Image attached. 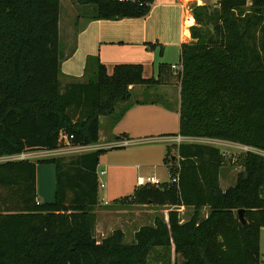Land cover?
<instances>
[{"label":"trees","instance_id":"obj_1","mask_svg":"<svg viewBox=\"0 0 264 264\" xmlns=\"http://www.w3.org/2000/svg\"><path fill=\"white\" fill-rule=\"evenodd\" d=\"M74 1L92 5L89 19L143 17L153 2ZM247 2L193 5L191 40L180 46L182 70L175 74L180 91L178 131L172 135L253 149L233 161L241 167L234 182L220 186L226 157L218 147L167 144L163 163L176 182L136 186L120 201L175 208L166 219L157 215L153 224L140 226L131 242L119 228L97 240V166L104 148L42 159L55 165L52 202L37 198L33 160L1 161L0 264H147L155 250L168 264L172 254L174 264H264V0ZM59 4L0 0V157L58 149L64 145L60 131L73 135L70 145L96 144L99 117L129 101L130 86L149 88L172 76L164 63L155 79L143 77L139 63H119L108 73L96 59L93 77L62 84ZM180 206L192 208L183 221Z\"/></svg>","mask_w":264,"mask_h":264},{"label":"crops","instance_id":"obj_2","mask_svg":"<svg viewBox=\"0 0 264 264\" xmlns=\"http://www.w3.org/2000/svg\"><path fill=\"white\" fill-rule=\"evenodd\" d=\"M194 2V0H153L148 14L143 17L89 19L90 12L82 11L81 4L74 0L65 3L60 0L58 39L60 41L61 83L93 77L96 70V59L105 66L108 73H111L114 65L119 63H139L142 66L143 77L157 78L160 63L169 66L180 63V46L191 40L190 27L194 24L191 9ZM201 2V5H210L207 0ZM216 4L218 5V0ZM172 71V76L166 83L149 88L144 85L130 86V100L117 103L112 114L99 117V140L92 145L93 150L100 148L106 150L110 146L120 145V141L124 138L130 140L129 144L145 140L162 141L166 145L173 143L170 139L179 136L172 134L178 131L180 85L175 76L176 72ZM170 90L175 93V102L159 99L167 98ZM133 92L138 93L136 95L143 93L155 97H144L143 99H147V102L138 103L136 100L143 99L134 98ZM128 104L129 107H127ZM165 104L170 105L171 108L166 107ZM123 109V114L115 120L116 115ZM181 139V142H188L193 138L181 136ZM137 176L130 183V193L127 196H130L136 187ZM219 183L222 189L232 184L223 185L221 173ZM118 190V188L109 189L106 192L115 193L112 198H119ZM100 205L110 204H102L99 201L97 206ZM110 206L111 208L107 210L98 211L96 207L94 209L95 233L97 238L99 236L98 240L119 228L124 234V240L127 241L126 237L129 234L128 242H131L136 230L142 225L153 224L155 216L158 215L157 213L152 214L153 210L148 209L153 204L132 203L134 208L132 207L131 212L117 208L118 202ZM161 207H166L167 211L173 208L168 205ZM204 208L206 213L203 217L206 216L208 210ZM178 209L180 220H186L189 216L186 219L181 216L186 207L180 206ZM187 209H190L191 214L192 208ZM262 231L263 228L260 231V250Z\"/></svg>","mask_w":264,"mask_h":264},{"label":"rangeland","instance_id":"obj_3","mask_svg":"<svg viewBox=\"0 0 264 264\" xmlns=\"http://www.w3.org/2000/svg\"><path fill=\"white\" fill-rule=\"evenodd\" d=\"M69 0H62L63 3ZM209 6L215 7L216 0H207ZM82 11L90 12L92 10V5H81ZM77 12V11H76ZM62 17V15H61ZM60 17V20H61ZM260 33L257 32L255 37L258 39L260 37ZM60 42V41H59ZM134 93V98L139 97L140 99L145 98H153L155 96L147 95V94H139ZM167 98H159L160 100H171L172 102L176 101L175 93L170 90L168 92ZM133 98V99H134ZM118 108V107H117ZM101 120V118H100ZM113 141V140H111ZM115 141V140H114ZM188 142H197L208 145L216 146L220 149V151L225 155L226 162L221 168L222 175V184L228 185L229 183L234 182V178L236 173L241 170V167L238 164H234L236 156L248 150V148L228 141L217 140V139H209V138H193ZM170 144V143H169ZM112 145V144H111ZM166 143L164 142H156V141H142L140 143L128 144L125 146L115 145L110 146L106 149L99 158V163L97 170H105L104 174L98 173L99 182L103 183L104 187H99L98 189V198L99 201L103 203H108L110 205L118 202L119 209H125L127 211L132 210V203H128L127 201H120V199L126 198L128 193H130L129 185L133 181V179L137 175L147 176L154 175L160 181L166 182L169 180V171L168 168L163 164L162 158L164 155ZM80 152H76L73 150L62 149V151H58L56 154H52L50 151H30L18 155L13 156H4L0 157V162L5 160H15V159H30L33 160L36 165V186H37V197L41 202H52L55 199V165L49 161H42V159H47L53 156H64L70 157L73 155H77ZM230 159V161H228ZM118 166V168H117ZM120 169V170H118ZM131 187V186H130ZM118 188L119 198H112L114 194H108L106 190L116 189ZM68 197L70 195L68 194ZM110 205H100L96 206V210H104L110 209ZM134 208V207H133ZM148 209L153 210L152 214H158L163 216L165 219L167 218V208L161 206H150ZM190 209H184V214H181L183 218H187L190 214ZM98 213V212H97ZM206 213V209H202L201 217H203ZM101 214V213H100ZM97 215V214H96ZM149 219V218H147ZM146 219V222L148 220ZM95 237L97 238V234L95 233ZM129 234L126 237L128 242ZM157 251L151 252L148 258L147 264H168L166 261L162 260L160 256L156 253ZM261 260L264 263V228L261 233ZM174 255L172 254L171 263L174 264Z\"/></svg>","mask_w":264,"mask_h":264},{"label":"built area","instance_id":"obj_4","mask_svg":"<svg viewBox=\"0 0 264 264\" xmlns=\"http://www.w3.org/2000/svg\"><path fill=\"white\" fill-rule=\"evenodd\" d=\"M194 1H195L194 5H201V3H202L201 2L202 0H194ZM247 1H249V0H247ZM170 67L172 68V70H174L176 72V74L179 75V73H181V70H182L181 63L172 64ZM59 138H60L61 142L64 143V145L58 149L51 150L52 154H56L58 151H62V149L73 150V151L80 152V153H84V152H88V151L93 150V146H92L93 144H91V145H70L69 141L73 138V135H71V134L68 135L63 131L59 132ZM170 140L175 144H179L182 139H181V136H177V137L171 138ZM129 143H130V140L127 138H124L120 141L121 146L128 145ZM244 147H246V146H244ZM246 148H248V150H253L252 148H249V147H246ZM98 173L104 174L105 171L104 170H99V171L97 170V175H98ZM175 182H176V176H170V175H169V180L166 182L160 181L154 175H147V176L139 175L136 178V186L174 184ZM99 187L103 188L104 187L103 183L99 182ZM173 208H175V206H173ZM177 210L179 212L178 208H177Z\"/></svg>","mask_w":264,"mask_h":264},{"label":"water","instance_id":"obj_5","mask_svg":"<svg viewBox=\"0 0 264 264\" xmlns=\"http://www.w3.org/2000/svg\"><path fill=\"white\" fill-rule=\"evenodd\" d=\"M242 213H243V209H239V210H238L239 218H240L241 222L244 223L245 221H244V218H243V216H242Z\"/></svg>","mask_w":264,"mask_h":264}]
</instances>
